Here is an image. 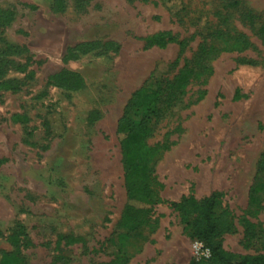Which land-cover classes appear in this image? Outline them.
I'll use <instances>...</instances> for the list:
<instances>
[{"label":"rangeland","instance_id":"rangeland-1","mask_svg":"<svg viewBox=\"0 0 264 264\" xmlns=\"http://www.w3.org/2000/svg\"><path fill=\"white\" fill-rule=\"evenodd\" d=\"M263 23L264 0H0V250L18 252L22 264H187L200 256L166 202L150 206L147 225L119 236L128 196L117 123L136 89L165 87L219 28L211 42L225 50L207 62L206 83L193 80L151 107L146 143L167 149L143 178L165 201L221 193L216 212L227 210L235 229L216 242L235 255L263 252ZM167 31L172 40L150 44ZM226 33L245 34L249 46ZM62 70L79 73L83 86L51 84ZM19 225L25 238L16 244Z\"/></svg>","mask_w":264,"mask_h":264},{"label":"trees","instance_id":"trees-1","mask_svg":"<svg viewBox=\"0 0 264 264\" xmlns=\"http://www.w3.org/2000/svg\"><path fill=\"white\" fill-rule=\"evenodd\" d=\"M247 17H249L247 15ZM252 20V18H251ZM260 34L264 35V23L258 28ZM230 38L240 42V49L249 46V41L243 33H226ZM223 35L221 29L217 28L208 33V36L220 38ZM173 36L169 31L156 33L150 37V44L163 46ZM199 43L196 54L190 59L185 60L182 68L179 69L174 78L167 80L165 87L158 85L155 88L141 87L136 89L124 112L117 123V132L122 134L120 147L122 152V162L124 167V183L127 190L128 204L126 205L121 226L123 232L119 233L121 237H127L136 232L140 227L147 225V216L151 205L155 202H166L167 205L178 213L185 227L189 230L190 236L194 240L201 241L208 249L209 256L191 259L187 264H264V251L243 255H235L221 248L216 242L217 236L231 232L235 225L230 213L223 209L216 212L222 196L219 192H211L209 195L197 199L193 194L181 196L178 200H162L151 190L145 182L143 176L146 170V164L160 151L166 150V144L149 145L146 138L151 132V127L147 123L149 114L152 112L151 107L162 106L171 102L174 93H184L187 85L193 81L202 78V83H206L210 75V67L207 62L216 56L223 47H217L211 41ZM240 61L253 63L252 61ZM177 65V61L163 64L157 68L159 72H168ZM49 81L51 84L67 89L78 90L83 86L82 76L77 72L62 70L53 74ZM170 90V96H164V91ZM206 90L200 91L197 100L205 95ZM260 187H254L253 191L257 192ZM245 234L251 232L252 224L245 220ZM16 234L10 236L14 243L19 244V236L23 235L21 226H17ZM25 238V236H24ZM23 259L18 252L0 250V264H22Z\"/></svg>","mask_w":264,"mask_h":264},{"label":"built area","instance_id":"built-area-1","mask_svg":"<svg viewBox=\"0 0 264 264\" xmlns=\"http://www.w3.org/2000/svg\"><path fill=\"white\" fill-rule=\"evenodd\" d=\"M193 247L195 248L196 251H200V256L201 257H208L209 256V249L201 242L198 240H194Z\"/></svg>","mask_w":264,"mask_h":264},{"label":"bare ground","instance_id":"bare-ground-1","mask_svg":"<svg viewBox=\"0 0 264 264\" xmlns=\"http://www.w3.org/2000/svg\"><path fill=\"white\" fill-rule=\"evenodd\" d=\"M46 41V40H45ZM54 41V40H53ZM50 42H51V40H50Z\"/></svg>","mask_w":264,"mask_h":264}]
</instances>
